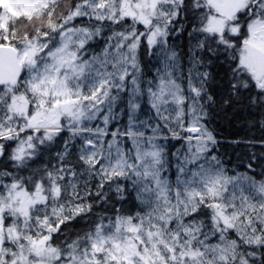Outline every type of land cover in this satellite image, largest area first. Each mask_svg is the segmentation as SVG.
<instances>
[{
    "label": "snow or ice",
    "instance_id": "6c2138e0",
    "mask_svg": "<svg viewBox=\"0 0 264 264\" xmlns=\"http://www.w3.org/2000/svg\"><path fill=\"white\" fill-rule=\"evenodd\" d=\"M0 264H264V0H0Z\"/></svg>",
    "mask_w": 264,
    "mask_h": 264
},
{
    "label": "trees",
    "instance_id": "16d2710c",
    "mask_svg": "<svg viewBox=\"0 0 264 264\" xmlns=\"http://www.w3.org/2000/svg\"><path fill=\"white\" fill-rule=\"evenodd\" d=\"M228 131H234V130H233V129H229ZM225 134H227V133H225ZM256 171H257V173H259V172H260V169H257ZM83 226H84L83 222H80V223L77 225V230H78L80 227H83Z\"/></svg>",
    "mask_w": 264,
    "mask_h": 264
}]
</instances>
